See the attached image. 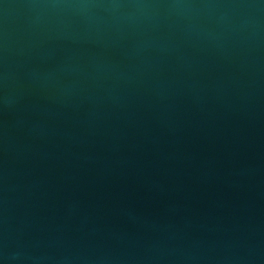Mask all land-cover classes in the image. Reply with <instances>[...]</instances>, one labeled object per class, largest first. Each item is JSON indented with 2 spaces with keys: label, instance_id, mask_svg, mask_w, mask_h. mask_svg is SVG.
I'll return each mask as SVG.
<instances>
[{
  "label": "water",
  "instance_id": "95a60500",
  "mask_svg": "<svg viewBox=\"0 0 264 264\" xmlns=\"http://www.w3.org/2000/svg\"><path fill=\"white\" fill-rule=\"evenodd\" d=\"M0 264H264V0H0Z\"/></svg>",
  "mask_w": 264,
  "mask_h": 264
}]
</instances>
